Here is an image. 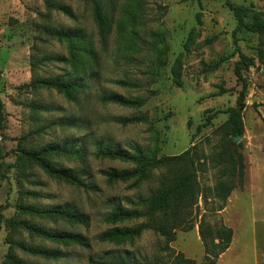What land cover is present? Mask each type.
Listing matches in <instances>:
<instances>
[{
  "label": "rangeland",
  "instance_id": "rangeland-1",
  "mask_svg": "<svg viewBox=\"0 0 264 264\" xmlns=\"http://www.w3.org/2000/svg\"><path fill=\"white\" fill-rule=\"evenodd\" d=\"M51 1L68 6L72 16L48 10L44 0H0V99L5 114L0 130L5 154L0 161V264L8 249L7 234L64 254L57 260H46L16 250L21 259L31 264H89L90 257L111 260L118 252L130 261L142 263L165 254L164 239L150 230L132 243L115 245L98 241V235L111 227L104 217L115 203L128 207L126 199L148 195L158 187L160 177L167 174L165 168L153 170L148 179L130 189L127 186L133 180L108 183L102 171L134 165L97 158L98 145L128 150L138 145L148 155L155 153L157 157L176 155L195 145L193 158L195 164L201 163L197 178L207 202L204 205L199 198L194 229L177 231L170 246L200 263L204 251L196 221L202 214L212 225L223 221L221 211L215 212L220 200L213 187L221 179L230 185L229 177L223 176L228 168L223 150L231 137L225 122L230 109L238 107L241 82L234 69L240 52L254 59V65L242 70L248 84L245 108L241 111L243 137L235 144L231 140L232 147L240 143L245 171L254 155V140L264 136V71L257 59V47L264 37L245 29L234 34L236 21L225 0H100L106 19L104 37L99 35L91 0ZM230 2L247 9L246 20H250L251 12L264 14V0ZM45 29H76L90 38L94 47L95 58L87 60L89 68L81 74L88 86L76 92L73 100L52 89L29 86L32 56L35 60L45 55L61 59L40 64L35 73L39 77L71 74L67 45L49 38ZM190 35L192 40L186 44ZM159 51L165 54L163 64L157 62ZM175 64L180 71V86L174 83L171 74ZM214 64L216 68H211ZM117 80L134 81L138 87H122ZM110 92L144 97L146 102L140 108L101 102L100 97ZM31 104L44 109H35ZM136 115H144L146 120L127 124L118 121ZM42 126H47L45 131L34 133ZM48 143L73 150L82 148L72 157L50 159L80 172L88 188L51 179L18 158L21 149ZM20 189L46 196L19 197ZM18 202L70 207L87 218V226L20 215L15 209ZM235 211H239L238 192L228 210L232 216ZM10 218L79 233L89 247L60 246L30 237L11 228ZM141 222L116 225L133 226ZM232 228L235 230L232 251L218 264H239V215Z\"/></svg>",
  "mask_w": 264,
  "mask_h": 264
},
{
  "label": "trees",
  "instance_id": "trees-1",
  "mask_svg": "<svg viewBox=\"0 0 264 264\" xmlns=\"http://www.w3.org/2000/svg\"><path fill=\"white\" fill-rule=\"evenodd\" d=\"M44 3L48 10H57L66 16H72L71 9L66 5L58 4L51 0H44ZM91 4L99 35L104 37L106 33V19L102 12L100 0H91ZM225 5L232 11L236 21L234 34L237 31L245 29L256 33L261 38L264 37L263 13L251 12L250 20H246V8L235 5L230 0H225ZM44 32L49 38L67 45L71 74L70 76L39 77L35 73L40 64L60 61L61 59L45 55L35 60L32 56L30 60L32 79L29 86L33 89H52L73 100L76 92L82 91L88 86V83L85 82L81 74L89 68L86 63L87 60L95 58L94 47L90 45V38L76 29H45ZM191 38L190 35L186 44L190 43ZM164 57L165 54L159 51L157 54L158 64L164 63ZM257 59L264 71V40L262 39L259 41V46L257 47ZM252 65H254V59L240 52L239 60L236 62L234 69L237 79L241 82V89L237 98L238 107L230 109L229 116L225 122L228 134L231 137L228 147L223 150V156H225L228 165L223 176L229 177L230 185H227L221 179L213 187L216 198L220 200L215 209L217 214H220V211L225 207L226 200L231 191L237 187L241 188L243 185L245 174L244 157L241 151H239L240 143L232 147L231 140L233 136L243 135L244 133L242 114L237 109L240 108L242 111L245 108L244 100L247 95L248 84L243 77L242 70ZM216 66L217 64H214L211 68H216ZM171 74L174 83L180 86V71L177 64L172 67ZM116 83L122 87H138V83L130 80H117ZM100 101L103 103L113 102L130 108H140L145 104L146 99L140 96L126 97L116 92H110L103 94L100 97ZM30 107L44 109L36 104H31ZM4 118L3 103L0 99V130L3 128ZM144 120H146L144 115H136L119 119L118 121L127 124ZM46 128L47 126L39 127L34 133L43 132ZM195 148V145H192L179 154L157 157L155 153L148 155L138 145L132 146L130 150L120 147L97 146L95 152L97 158L117 159L134 165L131 168H109L102 171L101 173L108 183L133 180L127 186L130 189L138 187L142 181L148 179L153 170L167 169V174L160 177L158 187L150 191L148 195L137 196L135 199H126L128 207L121 203L113 205L104 217V222L111 225V227L98 235V241L113 243L115 245L127 242L132 243L135 239L140 238L144 231L150 230L164 239L162 250L165 254L155 258L152 262L135 263V261H130L118 252L111 260L90 257L88 259L89 264H216L219 255L229 247L233 236L232 228L225 225L222 220L212 225L204 219V214H202V217L196 221L198 236L204 251L200 263H197L193 258L185 256L181 251H175L170 246V243L175 240L177 231L187 232L194 228L195 215L197 218L200 210L199 198L203 199L204 205L207 202V196L200 189L197 178V168H200L201 163L195 164L193 158L195 154L193 150ZM81 149L73 150L64 145L48 143L37 148H23L19 151L18 158L30 165L36 166L51 179L80 188H88V184L80 172L69 167L57 165L50 159L51 157L61 156L72 157ZM4 156V149L0 144V161ZM18 195L24 198L46 196L45 194L28 189H20ZM15 209L20 215L51 221H63L70 225L87 226V218L84 215L76 213L70 207L41 206L35 203L18 202ZM135 220H143V222L133 226L116 225L117 223ZM8 225L13 229L24 231L30 237L39 238L60 246L89 247L85 237L79 233L47 228L23 218H10ZM5 242L8 244V249L1 264H31L21 259L16 254V250L46 260H57L64 256L60 250L30 245L24 241L15 239L9 234L6 235Z\"/></svg>",
  "mask_w": 264,
  "mask_h": 264
},
{
  "label": "crops",
  "instance_id": "crops-1",
  "mask_svg": "<svg viewBox=\"0 0 264 264\" xmlns=\"http://www.w3.org/2000/svg\"><path fill=\"white\" fill-rule=\"evenodd\" d=\"M253 146L254 155L247 162L243 185L231 191L221 211L224 224L231 228L239 215V264H264V136H257ZM236 192L239 193V211L232 216L228 210L236 201ZM234 231L229 247L219 255L216 264L232 251Z\"/></svg>",
  "mask_w": 264,
  "mask_h": 264
},
{
  "label": "water",
  "instance_id": "water-1",
  "mask_svg": "<svg viewBox=\"0 0 264 264\" xmlns=\"http://www.w3.org/2000/svg\"><path fill=\"white\" fill-rule=\"evenodd\" d=\"M238 112H241V109L238 108L237 109ZM243 136L242 135H235L232 137V144L237 143Z\"/></svg>",
  "mask_w": 264,
  "mask_h": 264
}]
</instances>
